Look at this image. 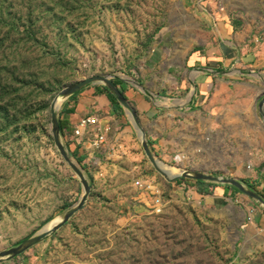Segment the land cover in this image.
Instances as JSON below:
<instances>
[{
	"label": "rangeland",
	"instance_id": "1",
	"mask_svg": "<svg viewBox=\"0 0 264 264\" xmlns=\"http://www.w3.org/2000/svg\"><path fill=\"white\" fill-rule=\"evenodd\" d=\"M224 22L240 32L264 28V0H0V252L44 230L85 194L51 133L50 108L60 92L103 76L121 82L115 86L124 96L134 92L160 106L186 103L188 58L227 47ZM85 90L93 92L90 98L108 97L100 83ZM255 91L248 102L254 117L244 122L243 145H227L230 157H244L249 145L264 140ZM61 103V142L88 183L86 204L60 230L0 264H264V225L233 207L188 200L173 187L186 177L168 182L155 170L127 109L122 106L136 143H117L109 131L104 143L92 145L76 138L66 121L78 98ZM182 119L174 129L185 143L174 158L187 162L194 146ZM167 165L190 171L175 161ZM240 196L264 214V207Z\"/></svg>",
	"mask_w": 264,
	"mask_h": 264
},
{
	"label": "crops",
	"instance_id": "2",
	"mask_svg": "<svg viewBox=\"0 0 264 264\" xmlns=\"http://www.w3.org/2000/svg\"><path fill=\"white\" fill-rule=\"evenodd\" d=\"M233 26L223 23L222 30L229 40L221 41L228 46H222L215 56L207 53L188 58V74L185 79L189 89L187 88L185 96L182 95L188 97L186 103L171 107L160 106L141 94L129 92L125 96L132 104L148 142L151 139L155 141L150 145V150L162 163L175 161L183 166L186 164L191 172L211 176L220 174L250 185L260 193L264 192V140L249 145L244 157L240 154L228 156L227 145H243L244 122L250 114L254 117L253 110L248 106L250 94L259 90V95L253 97L257 104L264 98V28L251 27L240 32L235 31ZM237 46L242 50L240 58ZM232 64L241 68L230 73L231 70H226V67ZM252 73H259V76ZM92 93L85 90L76 96L79 103L75 107V113L66 120L69 127L74 128L81 119L87 118L88 112H93L100 125L110 128L108 135L117 143L122 140L136 143L135 130L128 122L123 108H114L104 94L90 98L88 95ZM182 117L183 121H188L187 143L194 146V155L187 162L183 158L181 161L174 158V154L185 143L181 140L182 137L176 138L174 129L177 122L175 119ZM229 130H234L235 136H231ZM243 149L242 147L241 151ZM234 150H237L236 147ZM203 182L186 178L184 181L174 182L173 187L210 209L233 207L234 211H242L258 226L264 225V214L253 210L231 187Z\"/></svg>",
	"mask_w": 264,
	"mask_h": 264
},
{
	"label": "water",
	"instance_id": "3",
	"mask_svg": "<svg viewBox=\"0 0 264 264\" xmlns=\"http://www.w3.org/2000/svg\"><path fill=\"white\" fill-rule=\"evenodd\" d=\"M92 83H100L102 84L109 92H111L118 100L121 106H123L125 109H127L131 117L133 118L135 126L138 128L140 137L142 140V148L147 156L148 160L150 163L153 165L155 170L161 174L168 182H172L173 180L177 179L178 177L175 178H168L167 174L161 169L159 166V161L155 159L153 153L151 152L148 142L146 140V135L141 128V125L139 123L138 117L136 115V112L134 109L131 108L129 102L125 98V96L121 93V91L115 86L113 82H110V80L107 77L103 76H91L88 78H85L77 83H74L66 88H64L61 92L60 95L53 101L51 104L50 108V115H51V133L53 137V141L57 149L59 150L63 160L69 165V167L75 172L85 190V194L78 203L76 207L73 209L69 210L66 212V214L62 217L61 221L56 224L51 230L45 231L42 230L38 234L32 236L31 238L25 240L21 244H19L17 247L12 248L7 251L0 252V262L4 261L6 259H14L31 249L32 247L38 245L41 243L45 238H47L49 235L57 232L60 230L64 225L67 224V222L80 210H82L86 204L87 198H88V192H89V187L88 183L85 180V177L83 176L82 171L73 163L67 152L65 151V148L61 142V130H60V124L59 120L57 117V103L59 98L61 99H66L71 96H73L76 93L81 92L83 89L88 87V85ZM258 113L260 117L263 120L264 124V98H262L259 103H258ZM181 176H184L188 179H193L196 181H206V182H211L215 184H221V185H228L231 187H234L240 194L246 196L248 199L258 203L261 207H264V200L254 191L248 190L244 185H242L238 180L233 179V178H221L217 176H211L207 175L204 173L200 172H191V171H184Z\"/></svg>",
	"mask_w": 264,
	"mask_h": 264
},
{
	"label": "built area",
	"instance_id": "4",
	"mask_svg": "<svg viewBox=\"0 0 264 264\" xmlns=\"http://www.w3.org/2000/svg\"><path fill=\"white\" fill-rule=\"evenodd\" d=\"M110 131V128L105 125H100L98 119L95 117H87L81 119L79 123L75 126L74 136L80 138L81 140H88L92 145L102 144L105 141L107 133ZM176 160L181 161L182 158L179 156L175 157ZM158 193V190L156 191ZM191 200V198H188ZM160 199L155 200V207L157 211L161 210Z\"/></svg>",
	"mask_w": 264,
	"mask_h": 264
},
{
	"label": "bare ground",
	"instance_id": "5",
	"mask_svg": "<svg viewBox=\"0 0 264 264\" xmlns=\"http://www.w3.org/2000/svg\"><path fill=\"white\" fill-rule=\"evenodd\" d=\"M61 101H62V99L59 98L58 103H57V109L60 108V104H62ZM180 158H182V157H180ZM159 166L167 174L168 178H175V177L181 176L183 174V172H184L183 169H178L176 167L169 166V165L164 164V163H161V162H159ZM61 219H62V217L54 220L53 222H51L50 224H48L44 228V230L45 231L51 230L56 224H58L61 221Z\"/></svg>",
	"mask_w": 264,
	"mask_h": 264
},
{
	"label": "trees",
	"instance_id": "6",
	"mask_svg": "<svg viewBox=\"0 0 264 264\" xmlns=\"http://www.w3.org/2000/svg\"><path fill=\"white\" fill-rule=\"evenodd\" d=\"M121 84V82H115V85H119ZM107 89L105 88V91ZM107 92V95H108V100H110L111 102V105L114 107V108H119V109H122V106L120 105V103L118 102L117 98L112 94V93H109L108 91ZM80 93V92H79ZM79 93H76L74 94L73 96L71 97H74V96H77ZM66 128V126H62V130H64ZM79 162H82V159L79 160ZM198 183H204L203 181H198ZM247 187L251 188V189H254L252 186L250 185H246ZM231 187V186H229ZM233 189V191H236L237 190L234 188V187H231ZM259 195L261 196V198L264 200V192H260Z\"/></svg>",
	"mask_w": 264,
	"mask_h": 264
}]
</instances>
